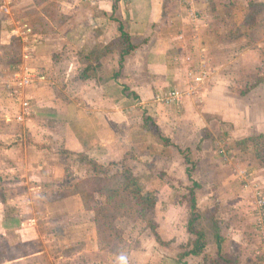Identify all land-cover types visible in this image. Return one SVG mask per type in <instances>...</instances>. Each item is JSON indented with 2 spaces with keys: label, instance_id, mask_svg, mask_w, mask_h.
Wrapping results in <instances>:
<instances>
[{
  "label": "rangeland",
  "instance_id": "rangeland-1",
  "mask_svg": "<svg viewBox=\"0 0 264 264\" xmlns=\"http://www.w3.org/2000/svg\"><path fill=\"white\" fill-rule=\"evenodd\" d=\"M38 1H44L42 8L47 4L50 6L47 8L48 13L41 11V8L39 11L34 9L36 0H15L13 25L9 27L12 28L19 18L26 17L34 25L49 28V33L46 30L47 36L54 39L58 31L64 30L69 23L60 14V3H65L66 0ZM229 1H232L233 5L226 12H234L238 16L234 19L228 14L226 21L233 22L234 28L228 32L225 20L218 26L223 27L222 40L226 41L231 36L234 45H237L228 48L234 50L229 56L232 53L235 55L228 60L233 64L228 65L225 60L226 67L222 71L224 75L232 76L233 88L228 91L232 96H229V99L242 110L245 120L250 121L251 134L249 132L243 139H231L228 127L215 123L212 143L208 145L209 150L206 153L213 156L216 172L206 173L210 168L204 167L202 177L204 182L216 184L224 179L223 182L227 183L226 189L229 188L231 194L242 196V200L239 197L236 202L240 211L234 214L233 219V230L238 238L236 241L223 239L221 254L228 256L234 264H264V240L256 232L254 212L256 200L259 197L264 200V0H245V3L243 0ZM53 10L54 16H49ZM241 16L244 17L243 31L239 26ZM59 34L61 35V32L57 35ZM242 35L245 40L240 45L238 43L243 40ZM96 42L98 48L95 49L99 55L94 59L97 60L106 48L100 46L98 40ZM112 44L114 45L113 42ZM123 45L121 38L116 44L117 50ZM20 50L17 40L7 45L0 28V75L8 81L13 76L11 72L20 67L16 68L20 64L19 59L21 61ZM86 50L89 51L88 48ZM248 50L249 54L240 60V55ZM81 51L89 53L83 49ZM45 53L52 57L58 54L50 49ZM255 53L259 55L256 67L246 68L254 66L257 57ZM212 55L214 63L223 67L222 61L226 52L216 51ZM96 66L98 68L101 65H94ZM85 68L82 64L79 74ZM102 75L101 73L100 76ZM54 82L56 85H53ZM207 82L197 88L191 97L186 95L177 104H181L185 99L194 100L199 97ZM63 84L58 80L50 81L42 98L52 95L55 87ZM7 90L8 92L0 87V105L7 104L4 97L6 100H12V103H17L18 92H24L17 89L9 91V88ZM60 94L63 92H58V95ZM128 94L131 96V93ZM153 101L165 106L164 103L157 102V97ZM135 102L128 106L134 105L133 120L140 125L143 133L137 152L132 149L116 159H101L100 163L79 154L72 158L74 168L70 169L72 172L69 176L54 184H40L36 182V178L31 179L32 173L22 170L25 169L24 163L17 179L3 181L0 175V264H208L209 260L216 258L212 228V222H215L214 218L217 216L215 209L202 212V217L197 223V228L207 234L202 255L189 256L180 262L177 258L178 254L190 250L195 239L186 231L189 217L188 189L192 187V183L187 179L185 169H191V176L195 179L194 161L197 162V159L201 158L202 147L191 143L190 150L184 145L179 148L170 142H164V134L146 114L147 107L139 105L140 101ZM13 105L17 106L15 103ZM146 118L149 122L145 121ZM211 120L218 122L215 119H207ZM44 123L52 129L50 120ZM3 129L0 131H17L15 127ZM208 136L206 132H202L203 138ZM1 143L3 142L0 141V170L9 168L8 163L11 165L14 161L11 157L13 153L23 159V151H13L14 148L19 149L17 144ZM35 146L27 144L26 148ZM185 156L191 164H186ZM89 161L97 163L102 173H95L96 167ZM14 167H17V161ZM124 168L130 170L131 174L139 179L145 191L152 193L157 199L154 212L146 218L140 214L135 201L123 193ZM30 175L32 176L29 177ZM87 214H90L89 221ZM3 217L8 223L13 218L20 220L19 227L3 222ZM155 224L157 235L150 229V225ZM22 226L26 227L27 239L28 234L32 237L35 234L34 240L25 239L24 243L21 241L24 237L20 238L21 233L17 234L16 231L23 230ZM74 235L77 238L73 239ZM36 252L42 254L31 256Z\"/></svg>",
  "mask_w": 264,
  "mask_h": 264
},
{
  "label": "crops",
  "instance_id": "crops-1",
  "mask_svg": "<svg viewBox=\"0 0 264 264\" xmlns=\"http://www.w3.org/2000/svg\"><path fill=\"white\" fill-rule=\"evenodd\" d=\"M231 5L229 0H66L60 3V14L69 21L64 30L58 31L61 35L57 33V37L51 39L35 34L39 40L29 59H23V45L19 42L21 61L19 59L17 70L32 69L43 80H35L32 85L21 88L22 92L27 91L25 94L18 92L17 103L4 97L7 104L0 105V129L17 128L12 132L0 131L1 144H17L19 149L13 151H23L22 160L13 153L14 161L11 165L8 163L9 168L0 170L2 180L17 179L25 165L22 170L30 171L33 176L29 177L36 178L37 183L54 184L69 176L70 169L74 168L72 158L79 154L100 163L101 159H116L132 149L137 152L143 133L133 120L134 105H128L140 101L139 105L147 107V116L172 145L190 149L192 143L202 147L201 158L194 161L196 177H192L200 186L195 193L197 210L200 214L217 210L214 220L220 237L236 241L238 236L233 230V219L240 211L236 202L242 196L231 194L224 179L216 184L206 183L202 177L204 167L210 168L206 173L216 172L213 156L206 153L212 143L215 123L228 127L231 139L239 140L246 138L249 132L251 134L250 121L245 120L242 110L229 99L232 76L224 75L222 71L226 67L225 60L228 65L233 64L228 60L235 55L229 56L234 50L228 48L237 45L229 35L226 41L222 40L223 27L218 26L221 21H226L228 14L234 19L238 16L226 12ZM0 16L1 32L10 45L18 39L13 32L14 26L9 27L14 18L2 13ZM242 16L239 26L243 31ZM233 26V22L226 21L228 32ZM121 31L129 36L135 50L124 57L119 68L116 44L122 38ZM244 38L242 35L243 40L238 44L242 45ZM97 40L106 50L96 60L94 57L99 55ZM49 49L58 54L52 57L45 53ZM81 49L89 53H83ZM222 50L226 55L223 67H218L212 54ZM249 52H243L240 60ZM255 54L254 66L246 68L256 67L259 55ZM201 62L208 64V82L199 97L165 106L153 101L167 91L183 89L187 71ZM82 64L93 68L92 76L85 81H76ZM96 64L101 66L94 67ZM116 73H119L118 77H114ZM56 80L64 84L56 86L52 95L42 98L47 92V84ZM5 82L8 79L0 75V87L8 92ZM60 91L64 95H58ZM48 120L53 124L52 129L44 123ZM202 132L210 137L203 138ZM27 144L36 146L27 149ZM15 161L17 167H14ZM86 218L89 221L90 214ZM22 227L23 230L16 232L21 233L20 238L24 237L21 240L24 243L27 235L26 227ZM31 237L28 234L27 240H34L35 234ZM214 246L216 252V242ZM39 254L42 252L31 256Z\"/></svg>",
  "mask_w": 264,
  "mask_h": 264
},
{
  "label": "trees",
  "instance_id": "trees-1",
  "mask_svg": "<svg viewBox=\"0 0 264 264\" xmlns=\"http://www.w3.org/2000/svg\"><path fill=\"white\" fill-rule=\"evenodd\" d=\"M44 1H38L36 0L35 4V10L39 11L41 8V11H44L45 13L47 12V8L50 7L48 4L46 7L42 8V4ZM49 16H54V10L49 14ZM28 25L31 28L32 32L34 34L38 35H47L49 33V28L46 29L44 26L39 27L37 25H34V23L28 19ZM46 30L48 33H46ZM121 36L122 40L124 41V45L119 49L118 56H119V61L118 65L119 68H121L122 62L124 57L128 56L131 52L135 50V47L131 45L129 36L126 33H123L121 31ZM16 66V64H15ZM93 70V68L88 67L84 70V72L78 74L76 77V81H85L92 76V73H90ZM119 73H116L114 77H118ZM146 122H149V119H145ZM164 142L169 143V141L166 139ZM186 164H191L189 158L187 156L184 157ZM91 162V161H89ZM93 166L96 167L94 170L95 173L100 174L101 168L98 166L97 163L91 162ZM191 169L186 168L185 173L188 178V180L192 183V187L188 189V194H189V206L187 207L188 209V220L186 223V231L188 234L192 235L195 237L193 240L190 250L187 252H182L177 255V258L179 259V262L183 260L186 257H199L202 255L205 247H206V242H207V234L205 231H202L201 229L197 228V223L201 219L202 215L198 212L197 206H196V194L195 191L200 188V186L192 180L191 176ZM122 179H123V193H125L127 196L131 197L137 206L139 207L140 214L146 218L149 214L153 213L156 205H157V199L152 195V193L145 191L144 187L142 186L141 182L139 179H137L135 176H133L130 172V170L124 168L122 171ZM2 202H5V200H2ZM99 218V217H98ZM97 219V217H96ZM8 223L7 221H4ZM212 222V221H211ZM10 226L14 227H19L20 225V220L18 219H10V223H8ZM8 228V227H7ZM212 228L214 229V240L216 242L217 246V255L215 259L209 260L208 264H234L232 260L226 256L221 254V242L222 238L220 237L218 233V227L216 223L212 222ZM150 229L153 231L155 235L156 233V224L155 225H150ZM185 264V263H183Z\"/></svg>",
  "mask_w": 264,
  "mask_h": 264
},
{
  "label": "built area",
  "instance_id": "built-area-1",
  "mask_svg": "<svg viewBox=\"0 0 264 264\" xmlns=\"http://www.w3.org/2000/svg\"><path fill=\"white\" fill-rule=\"evenodd\" d=\"M15 5V0H0V13L9 16V18L14 17ZM18 21L15 22L13 32L18 38V42L23 45V59H29L35 52L39 39L29 27L28 20L21 18ZM207 76V66L204 62L197 64L196 68H191L187 71L186 84L183 90L172 89L167 91L157 97V102L160 101L164 104L171 105L181 102L186 95L187 97H191L192 94L196 93L197 88H200L206 82ZM35 80L41 81L43 78L37 76L34 70L23 68V70H17L10 81L5 82V84L9 88V91H15V89L20 90L23 87L32 85ZM26 109L28 112V107ZM255 204L256 232L264 240V200L262 197H259Z\"/></svg>",
  "mask_w": 264,
  "mask_h": 264
}]
</instances>
